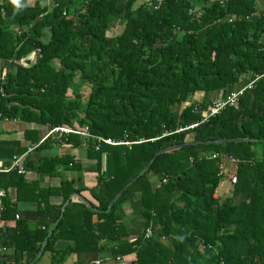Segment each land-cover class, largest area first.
<instances>
[{"label":"trees","instance_id":"1","mask_svg":"<svg viewBox=\"0 0 264 264\" xmlns=\"http://www.w3.org/2000/svg\"><path fill=\"white\" fill-rule=\"evenodd\" d=\"M42 1L21 0L17 9L0 0V112L86 131L60 141L95 161L89 173L97 188L79 179L46 189L34 229L4 200L2 219L20 215L13 259L43 248L57 254L56 264L105 251L120 264H264V0ZM240 90L234 106L206 116ZM196 93L201 101L178 111ZM174 146L182 147L164 151ZM40 160L36 172L50 175L82 165L69 156ZM4 177V190L24 181L16 171ZM231 177L232 195L214 197ZM73 194L94 210L69 202L61 217ZM136 198L143 225L132 236L125 205ZM59 241L68 243L60 252Z\"/></svg>","mask_w":264,"mask_h":264},{"label":"crops","instance_id":"2","mask_svg":"<svg viewBox=\"0 0 264 264\" xmlns=\"http://www.w3.org/2000/svg\"><path fill=\"white\" fill-rule=\"evenodd\" d=\"M5 122L6 123L0 127V170L11 167L17 161V167L9 173L16 171L17 174L23 175L24 181L23 183H17V185L13 184L8 186L7 190L1 188L5 192V195L2 198V204L4 200L16 204V206L20 208L23 217H27V220L29 221L28 225L30 228H36V209L38 207L37 201L38 199H40L39 195L41 193L47 194L45 190L48 188L58 189L60 187V184L64 181L70 182V180H74L79 184V179H82L83 181L86 178L84 171H78L79 167H82V165H85V169H88V177L91 176L90 179L92 178L91 180H89L88 186L91 188H95L93 186L96 184L93 179V174L89 173V167L92 164L90 163V160L86 159L85 150H83L82 148H73L70 145H65L60 141V136L57 135V137L54 138L55 135L53 134L48 138L51 140L49 141L46 148L38 150V152L35 151L39 146L43 145L45 141L43 143H41V141L43 140L44 136L48 134V132L53 128H66L68 130L74 129L61 126L48 128V126H41L35 123H25L16 120L11 121L10 119ZM46 130L48 132H45ZM34 135L38 137V140L34 139L36 138ZM66 156L73 158V160L77 164L82 165H79L75 170L67 169L68 171L64 168H58L56 169V174L51 173L53 175H50L49 171H44L42 173L36 172L38 166L41 164V162H39L41 161L40 159L65 158ZM4 175L5 174L0 175V180L4 177ZM5 180L7 181L8 179L5 178ZM18 195L19 201L16 200ZM71 196L72 195H70V197ZM80 198L83 199L82 197ZM49 199L50 203L54 204V206H59L62 203V198L60 197L49 196ZM69 199L67 201H69ZM66 202L64 203V205L66 204ZM69 202L78 203L80 202V200L72 198ZM139 202V198H136L135 200H132L125 205V209L128 214L129 222L127 229L129 230V233L130 230H132L130 229L131 227L129 225H132V223L134 222L132 218L135 217L137 222L142 219V224L138 228L140 231L143 225V218L139 213ZM66 206L64 207V209L66 208ZM62 213L63 212H61V217ZM10 216L11 215L7 216L5 219H2V222L0 224V246L5 248L1 249L0 251V263L2 261L5 262V260L7 259L10 264H33L31 262L34 258V264H44L46 262L49 263L50 260H52V253L48 251L44 252L43 248L40 249L39 253L35 256L28 251L24 253L22 257H17L16 260L13 259V256L16 254L14 251V247L12 246V242L14 240L12 230L13 228H15L16 220L20 218V215H18V218L17 216L16 218ZM51 235L52 232L49 233V236ZM132 236H135V234H133ZM46 243L47 242L45 241L43 247ZM67 245L68 243L66 241H59L55 245V249L63 250L67 247ZM62 264L120 263H117L115 260H113L110 253H108V251H105L101 253L87 252L79 255L72 254L69 255Z\"/></svg>","mask_w":264,"mask_h":264},{"label":"rangeland","instance_id":"3","mask_svg":"<svg viewBox=\"0 0 264 264\" xmlns=\"http://www.w3.org/2000/svg\"><path fill=\"white\" fill-rule=\"evenodd\" d=\"M33 1H35V0H29V2H33ZM42 0H40V2H41ZM45 1V0H44ZM142 1V0H141ZM43 2V1H42ZM45 2H48V0L47 1H45ZM139 4H141V2L139 3ZM152 5L153 6H156L157 5V1H154L153 3H152ZM115 26V28H116V25H114ZM114 26H112V28H110L109 29V32L110 33H113V29H114ZM14 31H17L16 29H14ZM20 31V30H19ZM246 80V79H245ZM244 82H246V81H244ZM229 90V89H228ZM227 90V91H228ZM88 91H89V87H84V88H82L81 89V93H82V96L83 97H85V95L88 93ZM227 91H225V92H220V93H213V94H209L208 96H207V101L208 102H210L211 100H213V99H215V100H218V99H221V98H223V97H225L228 93H226ZM196 94H198V93H196ZM195 94V96L194 97H191L190 99H189V101L187 102V104H184V105H182V107H180V108H178V111H180V110H182L184 107H186L188 104H195V103H198V102H200L201 101V99H202V94L200 93V94H198V95H196ZM67 97L68 98H70V97H72L71 96V93L70 92H68V94H67ZM214 100V101H215ZM1 113V112H0ZM1 115H2V121H1V123H0V125L2 126V125H4L6 122L5 121H7V120H9L7 117H5L2 113H1ZM14 121V120H13ZM75 129H77V130H79V131H81L82 129H80V128H78V127H74ZM48 130V129H47ZM45 131V132H48V131ZM44 132V133H45ZM82 132V136H81V138H83V137H87L88 136V134H87V132L86 131H84V130H82L81 131ZM43 133V134H44ZM46 134V133H45ZM67 134H71V133H67ZM67 134H65V135H67ZM75 136V135H74ZM57 137V135H55L54 136V138H56ZM131 143H124V145H130ZM84 150V149H83ZM87 161V160H86ZM90 163L92 164V166L95 164V161H90ZM104 164V163H103ZM64 169H66L67 170V168H64ZM103 170H104V167H103ZM68 171V170H67ZM86 178H85V181H87L88 179L90 180V177H88L87 175L85 176ZM89 180H88V182H89ZM149 180L151 181V183L153 184V187L154 188H156L157 186H158V182H157V180L156 179H154V177L153 176H150L149 177ZM85 181H82V183H81V186H83L84 184V182ZM83 184V185H82ZM95 184V183H94ZM88 185V184H87ZM94 187H96L97 188V186L96 185H93ZM232 195V184H231V182H229V181H223V182H221L220 183V185H219V187L217 188V190H216V192H215V195H214V197H223V199H225V198H229L230 196ZM109 208V207H108ZM111 208V207H110ZM108 211L110 210V209H107ZM132 220H134V222L132 223V225H129L131 228L130 229H132V230H130V234L131 235H133V234H138L139 232H140V230L138 229L139 227H140V225L142 224V219L141 220H139L138 222H137V220H136V218L134 217V218H132ZM127 226H128V224H127ZM128 228V227H127ZM58 252H60V249H59V251ZM54 256H55V260H54V258L52 259V260H50V262L49 263H44V264H56V260L58 259V256H57V254L56 253H54L53 254ZM118 263H119V261H118Z\"/></svg>","mask_w":264,"mask_h":264},{"label":"built area","instance_id":"4","mask_svg":"<svg viewBox=\"0 0 264 264\" xmlns=\"http://www.w3.org/2000/svg\"><path fill=\"white\" fill-rule=\"evenodd\" d=\"M4 76H5V72L3 71L2 77H1L2 80H3ZM241 93H242L241 90L239 92H234V93L230 94L228 97H226L223 101L215 102L214 105H213V107L209 110V112H208V114L206 116H208V117L214 116L217 113H219L222 109H224L225 107H227V106H229V107L234 106L236 104L237 97L240 96ZM1 121H2V115L0 113V123H1ZM194 126L195 125H192V126L188 127L187 129L194 128ZM0 127H1V125H0ZM67 133H71V134H75V135L82 136V133L81 132H78L76 130H68L66 128H53L52 130H50L48 132V134H46L44 136V138L41 141V143L45 139H47L48 137H50V135L58 134L59 136H61L62 134H67ZM104 142L107 143V144L114 145L110 141H104ZM16 167H17V161L11 167H9L7 169L0 170V175L1 174L9 173L13 169H15ZM19 173H22V172H19ZM231 180H232V182H235L236 178L235 177H231ZM4 195H5V192L0 188V224L2 222V211H3L2 198L4 197ZM146 236L147 237L150 236L149 230L147 231ZM1 249H5V248L0 246V251H1Z\"/></svg>","mask_w":264,"mask_h":264},{"label":"water","instance_id":"5","mask_svg":"<svg viewBox=\"0 0 264 264\" xmlns=\"http://www.w3.org/2000/svg\"><path fill=\"white\" fill-rule=\"evenodd\" d=\"M235 141H236V139H233V140H222V141H220V142H221V143H228V142H235ZM189 145H195V144H194V143H187V144H185V145H183V146H189ZM181 147H182V146H174V147L168 148V149H166V150H164V151H169V150H173V149H179V148H181ZM162 152H163V151L158 152V153L156 154V156L159 155V154L162 153ZM153 161H154V160H152L151 162H149V164L145 167V170H144L143 173H146V172L149 170V168H150L151 164L153 163ZM139 177H140V175L137 176V177H135L131 182H129V183H128V184H127V185L121 190V192H120V193L114 198L113 202H114L118 197H120V195H122V193H123L125 190H127L128 187H130V186H131V185H132V184H133V183H134ZM72 198H76V199L80 200V202H81L82 204H85L89 209L94 210L92 206L86 204L85 201H84L83 199H81L79 196H77L76 194L72 195V196L70 197L69 201H70ZM69 201H67L66 204L63 206L61 212H63L64 207L69 203ZM113 202L109 205V208H108V209H110V207L112 206ZM107 212H108V210H107Z\"/></svg>","mask_w":264,"mask_h":264},{"label":"clouds","instance_id":"6","mask_svg":"<svg viewBox=\"0 0 264 264\" xmlns=\"http://www.w3.org/2000/svg\"><path fill=\"white\" fill-rule=\"evenodd\" d=\"M11 3H12L17 9H19V8H21V7L24 6V5L22 4L21 0H11ZM54 135H58V134H54ZM62 135H65V134H62ZM62 135H61V136H62ZM58 136H59V135H58ZM61 136H60V137H61ZM78 136H80V135H78ZM48 138H49V137H48ZM48 138H47V139H48ZM45 140H46V139H45ZM45 140H44V141H45ZM44 141H43V142H44ZM43 142H42V143H43ZM230 182H231V184H234V183H235V182H232L231 179H230Z\"/></svg>","mask_w":264,"mask_h":264}]
</instances>
